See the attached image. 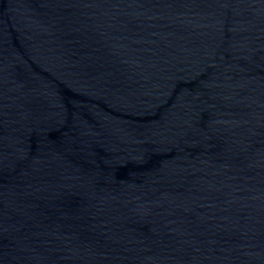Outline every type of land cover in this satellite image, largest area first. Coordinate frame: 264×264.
Returning <instances> with one entry per match:
<instances>
[{
    "label": "water",
    "instance_id": "water-1",
    "mask_svg": "<svg viewBox=\"0 0 264 264\" xmlns=\"http://www.w3.org/2000/svg\"><path fill=\"white\" fill-rule=\"evenodd\" d=\"M0 264H264V0H0Z\"/></svg>",
    "mask_w": 264,
    "mask_h": 264
}]
</instances>
